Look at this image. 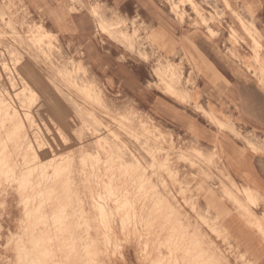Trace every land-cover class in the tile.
Here are the masks:
<instances>
[{"label": "rangeland", "instance_id": "rangeland-1", "mask_svg": "<svg viewBox=\"0 0 264 264\" xmlns=\"http://www.w3.org/2000/svg\"><path fill=\"white\" fill-rule=\"evenodd\" d=\"M184 119L264 155V0H0V264H264Z\"/></svg>", "mask_w": 264, "mask_h": 264}, {"label": "crops", "instance_id": "crops-1", "mask_svg": "<svg viewBox=\"0 0 264 264\" xmlns=\"http://www.w3.org/2000/svg\"><path fill=\"white\" fill-rule=\"evenodd\" d=\"M216 70L226 79L223 73L215 66ZM227 80V79H226ZM228 81V80H227ZM223 87L224 83H221ZM226 87V86H225ZM226 91H230L229 87L224 88ZM211 99L214 96L212 94L208 95ZM227 98V95L225 96ZM230 97H228L229 100ZM218 102V101H216ZM225 106L227 103H223ZM217 106H221V103L218 102ZM227 112V111H226ZM181 120V119H180ZM184 127H197L196 130L200 132L204 144L210 148L216 146V142L220 143L222 148V153L229 163V172L231 177L235 181L236 184H240L250 190L259 194L262 200H264V155L255 154L250 150H244L240 143H237L235 139L228 138L227 135H220L219 129H213L209 124H196L191 123L189 120H185L183 122ZM193 126V127H194ZM218 132V133H217ZM220 132V133H219ZM227 136V138H226ZM260 206L263 210L262 215L264 216V202ZM257 219V221H264V217ZM239 216L232 215L228 220L229 230L234 238L242 242L246 243L252 250L253 253L258 257L264 259V239L261 235L253 230L246 222H240L241 220H237ZM239 223L243 225V228L240 231ZM245 242V243H244ZM259 244V249L255 250V245Z\"/></svg>", "mask_w": 264, "mask_h": 264}, {"label": "bare ground", "instance_id": "bare-ground-1", "mask_svg": "<svg viewBox=\"0 0 264 264\" xmlns=\"http://www.w3.org/2000/svg\"><path fill=\"white\" fill-rule=\"evenodd\" d=\"M164 46H165V45H164ZM166 46H167V45H166ZM166 46H165V47H166ZM64 109H65V108H64ZM65 110H66V109H65ZM60 112H61V111H60ZM65 113H66V112H65ZM69 116H70V115H69ZM54 179H55V178H54ZM104 190H105V189H104ZM111 190H112V189H111ZM117 204H118V203H117ZM99 206H101V205H99ZM102 207H103V206H102ZM100 212H101V210H100ZM103 212H104V211H103ZM104 215L106 216V214H104ZM125 218L127 219V217H125ZM122 222L124 223V221H122ZM121 224H122V223H121ZM167 224H168V223H167ZM101 225H103V224H101ZM129 227H130V226H129ZM168 227H169V226H168ZM172 227H173V226H172ZM172 230H173V228H172ZM172 230H171V231H172ZM123 232H124V231H123ZM110 240H111V239H110ZM104 241H105V240H104ZM176 241H177V240H176ZM106 243H107V242H106ZM160 244H161V243H160ZM167 244H168V243H167ZM183 246H184V245H183ZM190 248H191V247H190ZM158 249H159V248H158ZM192 250H193V249H192ZM199 257H200V256H199ZM168 260H169V259H168ZM200 260H201V259H200ZM200 260H199V261H200ZM202 260H203V259H202ZM164 261H165V259H164ZM169 262H170V261H169ZM170 264H171V263H170Z\"/></svg>", "mask_w": 264, "mask_h": 264}]
</instances>
